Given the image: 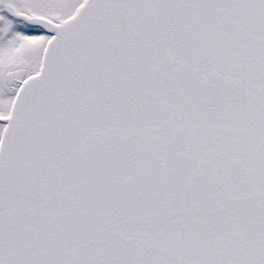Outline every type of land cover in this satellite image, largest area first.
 I'll use <instances>...</instances> for the list:
<instances>
[{
    "label": "snow or ice",
    "instance_id": "snow-or-ice-1",
    "mask_svg": "<svg viewBox=\"0 0 264 264\" xmlns=\"http://www.w3.org/2000/svg\"><path fill=\"white\" fill-rule=\"evenodd\" d=\"M0 264H264V0H0Z\"/></svg>",
    "mask_w": 264,
    "mask_h": 264
}]
</instances>
